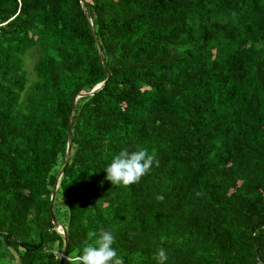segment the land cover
I'll return each mask as SVG.
<instances>
[{"label":"trees","instance_id":"obj_1","mask_svg":"<svg viewBox=\"0 0 264 264\" xmlns=\"http://www.w3.org/2000/svg\"><path fill=\"white\" fill-rule=\"evenodd\" d=\"M72 105L66 256L103 228L124 264H264V0H0V264L58 262ZM124 148L159 161L126 187Z\"/></svg>","mask_w":264,"mask_h":264},{"label":"clouds","instance_id":"obj_2","mask_svg":"<svg viewBox=\"0 0 264 264\" xmlns=\"http://www.w3.org/2000/svg\"><path fill=\"white\" fill-rule=\"evenodd\" d=\"M154 162L156 166L159 165L155 154H149L146 148L131 152L124 148L112 157L111 162L104 169L107 174L105 179L116 186L126 187L135 184L150 172ZM157 199L162 201L163 196H157ZM89 238L91 242L86 241L82 249L66 257L67 264H124L123 257L119 256L113 247L116 241L112 230L101 228L98 233H89ZM154 258L157 264H166L168 260L166 250L162 247L157 248Z\"/></svg>","mask_w":264,"mask_h":264},{"label":"water","instance_id":"obj_3","mask_svg":"<svg viewBox=\"0 0 264 264\" xmlns=\"http://www.w3.org/2000/svg\"><path fill=\"white\" fill-rule=\"evenodd\" d=\"M92 33H93V30H92ZM94 40H95V44H96V47L98 49V52L100 53L98 42H97L95 37H94ZM100 58H101L102 66L104 67L105 73H106L105 79L101 82L102 84H104L108 80V78L110 76V72H109L108 68L106 67L105 60H104V58H103V56L101 54H100ZM99 85H100L99 83L96 84L95 86H93V88L91 90H89L87 92L78 93L76 95V97H82V96H86V95H91L93 93V90L95 88H98ZM73 116H74V106L72 105L70 119H69V122H68V125H67V136H66L64 159H63L61 167L59 168V170L57 172L56 180H55V182L53 184V187H52L51 193L49 195V199H48V211H49V214H50L51 223L54 226L55 231L58 234L61 235L62 240H63V247H62V250H61V252L59 254V257H62V259H58L57 264H63L64 261L66 260V257H67L66 256V252H67V247H68V240H67V235H66L64 226L62 224L58 223V221L54 217V214H53V211H52V202H53V198H54L55 193H56V188H57L59 177L62 174L64 166L68 162V154H69L70 139H71V132L70 131H71V125H72V122H73Z\"/></svg>","mask_w":264,"mask_h":264},{"label":"rangeland","instance_id":"obj_4","mask_svg":"<svg viewBox=\"0 0 264 264\" xmlns=\"http://www.w3.org/2000/svg\"><path fill=\"white\" fill-rule=\"evenodd\" d=\"M30 51V50H29ZM28 51V52H29ZM27 52V53H28ZM26 53V55L24 56L25 58V67L27 69V73H28V76L29 78H31L33 75H32V72H31V66H32V63L33 61L36 59L37 57V52L35 49H32L28 54Z\"/></svg>","mask_w":264,"mask_h":264},{"label":"built area","instance_id":"obj_5","mask_svg":"<svg viewBox=\"0 0 264 264\" xmlns=\"http://www.w3.org/2000/svg\"><path fill=\"white\" fill-rule=\"evenodd\" d=\"M259 264V263H258Z\"/></svg>","mask_w":264,"mask_h":264}]
</instances>
